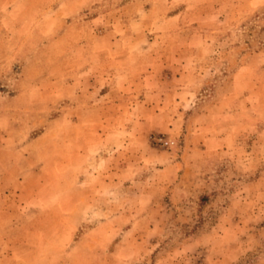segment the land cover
Listing matches in <instances>:
<instances>
[{
	"label": "rangeland",
	"instance_id": "obj_1",
	"mask_svg": "<svg viewBox=\"0 0 264 264\" xmlns=\"http://www.w3.org/2000/svg\"><path fill=\"white\" fill-rule=\"evenodd\" d=\"M0 207L34 264H264V0H0Z\"/></svg>",
	"mask_w": 264,
	"mask_h": 264
},
{
	"label": "crops",
	"instance_id": "obj_2",
	"mask_svg": "<svg viewBox=\"0 0 264 264\" xmlns=\"http://www.w3.org/2000/svg\"><path fill=\"white\" fill-rule=\"evenodd\" d=\"M112 76H108L104 79L105 87L107 89H99L95 88L91 93H94L95 95H99L100 97H105L107 95L111 96H122L124 92L129 91H121L117 88V86L114 83L115 80V74H111ZM117 78V77H116ZM88 172V171H87ZM1 210V207H0ZM1 213V212H0ZM2 218H5V216L0 215V221ZM28 234H26L25 231H21L15 234L11 233H0V264H34L29 261H25L22 259L19 260V254L17 253L18 248L24 246V243L27 242ZM78 243V242H77ZM2 245L7 246V249L2 250ZM50 257L47 258L49 260ZM17 259L20 261L18 262Z\"/></svg>",
	"mask_w": 264,
	"mask_h": 264
},
{
	"label": "built area",
	"instance_id": "obj_3",
	"mask_svg": "<svg viewBox=\"0 0 264 264\" xmlns=\"http://www.w3.org/2000/svg\"><path fill=\"white\" fill-rule=\"evenodd\" d=\"M167 144H168L167 142L164 143V145H167Z\"/></svg>",
	"mask_w": 264,
	"mask_h": 264
}]
</instances>
